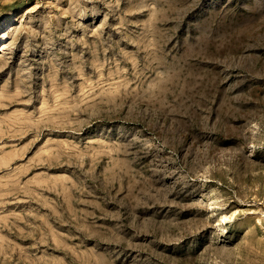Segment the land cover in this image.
I'll return each instance as SVG.
<instances>
[{
	"label": "rangeland",
	"instance_id": "rangeland-1",
	"mask_svg": "<svg viewBox=\"0 0 264 264\" xmlns=\"http://www.w3.org/2000/svg\"><path fill=\"white\" fill-rule=\"evenodd\" d=\"M262 17L264 0H0V264H264Z\"/></svg>",
	"mask_w": 264,
	"mask_h": 264
},
{
	"label": "bare ground",
	"instance_id": "bare-ground-1",
	"mask_svg": "<svg viewBox=\"0 0 264 264\" xmlns=\"http://www.w3.org/2000/svg\"><path fill=\"white\" fill-rule=\"evenodd\" d=\"M259 4H260V3H259ZM175 5H176V4H175ZM237 5H238V4H237ZM254 5H255V4H254ZM261 5H262V4H261ZM261 5H260V7H261ZM177 6H178V5H177ZM179 6H180V5H179ZM181 6H183V5H181ZM187 6H188V5H187ZM189 6H191V5H189ZM241 6H242V5H241ZM175 7H176V6H175ZM185 7H186V6H185ZM224 7H225V6H224ZM262 7H263V6H262ZM179 8H180V7H179ZM182 8H183V7H182ZM233 8H234V7H233ZM231 9H232V8H231ZM238 9H239V8H238ZM250 9H251V7H250ZM255 9H256V8H255ZM257 9H258V8H257ZM261 9H262V8H261ZM180 10H181V9H180ZM184 10H185V9H184ZM184 10H183V11H184ZM189 10H190V9H189ZM162 11H163V10H162ZM183 11H182V12H183ZM185 12H186V11H185ZM231 12H232V11H231ZM231 12H230V13H231ZM242 12H243V11H242ZM246 12L248 13V11H246ZM257 12H261V11H257ZM164 14H165V13H164ZM174 14H175V13H174ZM174 14H173V15H174ZM215 14H216V13H215ZM219 14H220V13H219ZM232 14H233V13H232ZM162 15H163V14H162ZM165 15H167V14H165ZM165 15H164V17H167V16H165ZM181 15H182V14H181ZM188 15H189V14H188ZM188 15H187V16H188ZM235 15H237V14H235ZM245 15H246V14H245ZM247 15H248V14H247ZM247 15H246V16H247ZM256 15H258V14H256ZM178 16H179V15H178ZM210 16H212V15H210ZM227 16H228V15H227ZM240 16H241V15H240ZM251 16H252V15H251ZM218 17H219V16H218ZM218 17H217V18H218ZM231 17H232V16H231ZM231 17H230V18H231ZM247 17H249V16H247ZM247 17H246V18H247ZM167 18L169 19V17H167ZM212 18H213V16H212ZM227 18H228V17H227ZM241 18H242V17H241ZM262 18H264V17H262ZM262 18H261V19H262ZM248 19H249V18H248ZM182 20H183V19H182ZM182 20H181V21H182ZM211 20H212V19H211ZM216 20H217V19H216ZM239 20H240V19H239ZM175 21H176V20H175ZM206 21H208V18H207ZM229 21H230V19H229ZM231 21H232V19H231ZM263 21H264V20H263ZM178 22L180 23V21H178ZM212 23H213V22H212ZM237 23L239 24V22H237ZM241 23H242V22H241ZM250 24H251V23H250ZM250 24H249V25H250ZM252 24H253V23H252ZM262 24H263V23H262ZM172 25H173V23H172ZM176 25H178V24H176ZM229 25H230V23H229ZM229 25H228V26H229ZM231 25L233 26V24H231ZM235 25H236V24H235ZM173 26H174V25H173ZM179 26H180V25H179ZM213 26H214V25H213ZM213 26H211V27H213ZM238 26H239V25H238ZM251 26H252V25H251ZM254 26H255V25H254ZM208 27H209V26H208ZM244 27H245V26H243V28H244ZM178 28H179V27H178ZM206 28H207V27H206ZM243 28L241 27V29H243ZM175 29H176V28H175ZM230 29H231V27H230ZM230 29H229V30H230ZM233 29H234V28H233ZM239 29H240V28H239ZM247 29H248V28H247ZM255 29H256V28H255ZM203 30H204V29H203ZM217 30H218V29H217ZM229 30H227V31H229ZM244 30H245V29H244ZM252 30H253V29H252ZM252 30H251V31H252ZM237 31H238V30H237ZM217 32H218V31H217ZM241 32H243V31H241ZM257 32H258V31H257ZM263 32H264V31H263ZM177 33H178V32H177ZM206 33H208V31H207ZM209 33H210V31H209ZM209 33H208V34H209ZM211 33H212V31H211ZM211 33H210V34H211ZM218 33H220V32H218ZM221 33H224V32L222 31ZM250 33H251V32H250ZM260 33H261V32H260ZM1 34H2V33H1ZM203 34H204V33H203ZM210 34H209V35H210ZM215 34H216V33H215ZM224 34H225V33H224ZM237 34H238V33H237ZM239 34H240V33H239ZM239 34H238V35H239ZM247 34H248V33H247ZM170 35H171V34H170ZM170 35H168V36H170ZM175 35H176V34H175ZM216 35H218V34H216ZM216 35H215V38H216ZM219 35H220V34H219ZM231 35H232V34H231ZM251 35H252V34H251ZM1 36H2V35H1ZM6 36H7V34H4L2 37H0V40H1V39H4ZM171 36H173V35H171ZM203 36H204V35H203ZM213 36H214V35H213ZM223 36H225V35H223ZM245 36H246V35H245ZM173 37H174V36H173ZM177 37H178V36H177ZM206 37L208 38V35H207ZM219 37H220V36H219ZM239 37H240V36H239ZM248 37H249V36H248ZM248 37H247V38H248ZM263 37H264V36H263ZM170 38H171V37H170ZM196 38H197V36H196ZM203 38H204V37H203ZM220 38H221V37H220ZM249 38H250V37H249ZM168 39H169V37H168ZM176 39H177V38H176ZM176 39H175V40H176ZM190 39H191V38H190ZM193 39H194V38H193ZM225 39H226V37H225ZM225 39H223V41H224ZM251 39H252V38H251ZM254 39H255V38H254ZM256 39H257V38H256ZM147 40H148V39H147ZM151 40H152V39H151ZM151 40H150V41H151ZM150 41H149V42H150ZM152 41H153V40H152ZM185 41H188V40L186 39ZM190 41H191V40H190ZM221 41H222V40H221ZM247 41H248V39H247ZM147 42H148V41H147ZM149 42H148V43H149ZM219 42H220V39H219ZM243 42H244V41H243ZM175 43H176V42H175ZM177 43H178V42H177ZM228 43H229V42H228ZM237 43H238V42H237ZM244 43H246V41H245ZM193 44H194V43H193ZM193 44H192V45H193ZM219 44H220V43H219ZM226 44H227V43H226ZM255 44H256V42H255ZM255 44H253V45H255ZM257 44H258V43H257ZM260 44H261V43H260ZM260 44H259V46H260ZM237 45H238V44H237ZM148 46H149V45H148ZM175 46H176V45H175ZM180 46H181V45H180ZM202 46H203V45H202ZM215 46H217V45H215ZM229 46H230V45H229ZM232 46H233V44H232ZM238 46H239V45H238ZM256 46H258V45H256ZM263 46H264V45H263ZM203 47H204V46H203ZM226 47H228V46H226ZM233 47H235V46H233ZM252 47H253V46H252ZM179 48H180V47H179ZM205 48H206V47H205ZM221 48H223V46H221ZM230 48H231V47H230ZM230 48H229V49H230ZM211 49H212V48H211ZM215 49H216V48H215ZM217 49L219 50V48H217ZM227 49H228V48H227ZM237 49H238V48H237ZM250 49H251V48H250ZM246 50H247V49H246ZM203 51L205 52V50H203ZM216 51H217V50H216ZM233 51H234V50H233ZM252 51H253V50H252ZM154 52H155V51H154ZM169 52H170V51H169ZM188 52H189V51H188ZM212 52L215 53V51H212ZM218 52H220V51H218ZM229 53H230V52H229ZM251 53H252V52H251ZM198 54H199V53H198ZM206 54H207V53H206ZM233 54H234V53H233ZM193 55H194V54H193ZM193 55H192V56H193ZM196 55H197V54H196ZM204 55H205V54H204ZM244 55H245V54H244ZM252 55H253V54H252ZM258 55H259V53H258ZM258 55H257V56H258ZM188 56H190V55H188ZM209 56H210V55H209ZM209 56H208V57H209ZM234 56H235V55H234ZM255 56H256V54H255ZM200 57H201V56H200ZM211 57H212V56H211ZM221 57H222V56H221ZM236 57H237V56H236ZM245 57H246V56H245ZM253 57H254V55L252 56V58H253ZM214 58L216 59V57H214ZM188 59H189V58H188ZM196 59H197V58H195L194 60H196ZM245 59H246V58H245ZM262 59H263V58H262ZM186 60H187V59H186ZM198 60H199V59H198ZM198 60H197V61H198ZM241 60H242V59H241ZM226 61H227V60H226ZM206 62H207V61H206ZM202 63H204V62H202ZM248 64H249V63H248ZM253 64H255V63H253ZM196 65H197V64H196ZM215 65H216V64H215ZM211 66H212V65H211ZM249 66H250V65H249ZM251 66H252V63H251ZM251 66H250V68H251ZM254 66H255V65H254ZM205 67H206V66H205ZM222 67H224V66H222ZM203 68H204V67H203ZM217 68H218V67H217ZM250 68H249V69H250ZM211 69H212V68H211ZM244 69H245V68H244ZM178 70H179V69H178ZM213 70H214V68L212 69V71H213ZM240 70H241V69H240ZM156 71H157V70H156ZM174 71H175V70H174ZM209 71H211V70H209ZM215 71H216V70H215ZM217 71H218V69H217ZM233 71H234V70H233ZM246 71H247V70H246ZM249 71H251V70H249ZM258 71H260V70H258ZM258 71H257V72H258ZM159 72H160V71H159ZM203 72H204V71H203ZM213 72H214V71H213ZM221 72H222V71H221ZM240 72H241V71H240ZM160 73H162V72H160ZM163 73H164V71H163ZM166 73L168 74L169 72L167 71ZM178 73H179V72H178ZM214 73H215V72H214ZM225 73H226V71H225ZM189 74H190V73H189ZM232 74H233V73H232ZM253 74H254V73H253ZM253 74H252V75H253ZM261 74H262V72H261ZM162 75H163V74H162ZM169 75H170V73L168 74V76H169ZM178 75H179V74H178ZM193 75H194V74H193ZM201 75H202V74H201ZM219 75H220V74H219ZM171 76H172V75H171ZM198 76H199V75H198ZM198 76H197V77H198ZM206 76H207V75H206ZM211 76H212V75H211ZM211 76H210V77H211ZM217 76H218V75H217ZM231 76H232V75H231ZM246 76H247V75H246ZM263 76H264V75H263ZM155 77H156V76H155ZM158 77H159V76H158ZM169 77H170V76H169ZM169 77L167 78V76H166V79H169ZM194 77H195V76H194ZM202 77H203V75H202ZM250 77H252V76H250ZM98 78H99V77H98ZM98 78H97V79H98ZM164 78H165V77H164ZM172 78H173V77H172ZM221 78H222V77H221ZM247 78H248V77H247ZM256 78H257V77H256ZM258 78H259V77H258ZM162 79H163V77H162ZM194 79H196V77H195ZM200 79H202V78L200 77ZM206 79L208 80L209 78H206ZM229 79H230V78H229ZM229 79H228V80H229ZM244 79H246V78H244ZM153 80L155 81L156 79L153 78ZM170 80H171V79H170ZM214 80H215V79H214ZM230 80H231V79H230ZM96 81L98 82V80H96ZM163 81L165 82V79H164ZM183 81H184V80H183ZM195 81H197V79H196ZM212 81H213V79H212ZM212 81H211V82H212ZM244 81H245V80H244ZM244 81H243V82H244ZM198 82H199V81H198ZM219 82H220V81H219ZM243 82H242V83H243ZM160 83H161V82H159V84H160ZM182 83H183V82H182ZM204 83H205V82H204ZM220 83H222V81H221ZM239 83H240V82H239ZM154 84H155V82H154ZM194 84H195V83H194ZM206 84H207V83H206ZM156 85H158V83H157ZM160 85H161V84H160ZM191 85H192V84H191ZM248 85H249V84H248ZM163 86H164V85H163ZM180 86H181V85H180ZM183 86H185V85H183ZM194 86H195V85H194ZM230 86H231V84H230ZM240 86H242V85H240ZM125 87H126V86H125ZM157 87H159V86H157ZM166 87H169V86L167 85V86H165L164 88H166ZM185 87H186V86H185ZM185 87H183V88H185ZM191 87H193V86H191ZM191 87H189L190 91H192L191 89H193V88H191ZM224 87H225V86H224ZM234 87H235V86H234ZM242 87H243V86H242ZM242 87H240V88H242ZM160 88H162V86H160ZM160 88H159V89H160ZM181 88H182V87H181ZM187 88H188V87H187ZM214 88H215V87H214ZM69 89H70V88H69ZM229 89H230V88H229ZM18 90H19V89L14 90V91H16L15 93H14V91L11 92L12 95H13V93H14L15 95H13V96L11 95V98L8 99V100L6 101V103H4V104H15V102H17V101L20 99V92H19ZM78 90H79V89H78ZM83 90H84V89H82V91H83ZM160 90L163 91V88L160 89ZM165 90H166V89H165ZM170 90H173V89H170ZM197 90H198V89H197ZM225 90H226V89H225ZM240 90H241V89H240ZM67 91H68V89H67ZM69 91H70V90H69ZM180 91H182V90H180ZM200 91H201V90H200ZM242 91H244V90L242 89ZM78 92H79V91H78ZM80 92H81V91H80ZM80 92H79V93H80ZM178 92H179V90H178ZM193 92H195V91H193ZM232 92H233V91H232ZM68 93H69V92H66L65 94H68ZM84 93H85V92H84ZM84 93L82 92L81 97L83 96ZM96 93H97V92H96ZM96 93L94 94V96H97ZM125 93H126V92H125ZM176 93H177V92H176ZM182 93H183V92H182ZM196 93H197V92H196ZM199 93H200V92H198L197 94L199 95ZM205 93H206V92H205ZM216 93H217V92H216ZM240 93H241V92H240ZM243 93H244V92H243ZM9 94H10V93H9ZM71 94H72V93H71ZM179 94H180V93H177V95H179ZM190 94H191V93H190ZM202 94H203V93H202ZM77 95L79 96V94H77ZM77 95H76V96H77ZM125 95H127V94H125ZM186 95H188V94L186 93ZM215 95H216V94H215ZM248 95H249V94H248ZM6 96H7V98L10 97L9 95H6ZM6 96L3 94V95H2V98H3V97L5 98ZM8 96H9V97H8ZM64 96H65V95H64ZM76 96H75V97H76ZM192 96H194V95L192 94ZM201 96H202V95H201ZM223 96H224V94H223ZM0 97H1V96H0ZM70 97H71V95H70ZM75 97H74V98H75ZM83 97H84V96H83ZM175 97H176V95H175ZM208 97H209V96H208ZM212 97H213V96H212ZM241 97H242V96H241ZM244 97H245V96H244ZM249 97H251V96H249ZM67 98H69V96L66 97V99H67ZM160 98H161V97H160ZM165 98H166V97H165ZM184 98H185V97H184ZM189 98H190V97H189ZM205 98H206V97H205ZM228 98H229V97H228ZM233 98H234V97H233ZM239 98H240V97H239ZM0 99H1V98H0ZM75 99H76V98H75ZM79 99H81V98H79ZM84 99H85L84 101H86L87 98H84ZM158 99H159V98H158ZM172 99H173V98H172ZM176 99H177V98H176ZM190 99H191V98H190ZM192 99H193V98H192ZM192 99H191V100H192ZM199 99H200V98H199ZM222 99H223V98H222ZM240 99H241V98H240ZM72 100H73V99H72ZM163 100H164V99H163ZM186 100H187V99H186ZM200 100L202 101V99H200ZM209 100H210V99H209ZM215 100H216V99H215ZM215 100H213V101H215ZM223 100H224V99H223ZM80 101H82V99H81ZM80 101H79V103L81 104ZM84 101H82V102L84 103ZM201 101H200V102H201ZM207 101H208V100H207ZM213 101H211V102H213ZM228 101H229V100H228ZM237 101H238V100H237ZM247 101H248V100H247ZM1 102H3V101H1ZM63 102H64V101H63ZM76 102H77V101H76ZM168 102L170 103V101H168ZM176 102H177V101H176ZM179 102H180V101H179ZM225 102H226V101H225ZM225 102H224V103H225ZM229 102H230V101H229ZM254 102H255V101H254ZM66 103H68V102L66 101ZM79 103H77V105H78ZM126 103H127V102H126ZM163 103H164V102H163ZM163 103H162V104H163ZM171 103H172V102H171ZM183 103H184V102L182 101V104H183ZM187 103H188V102H187ZM196 103H197V102H196ZM70 104H72V106L74 107L73 103H69V106H70ZM165 104H166V103H165ZM165 104H164V105H165ZM189 104H190V103H189ZM199 104H200V103H199ZM220 104H221V103H220ZM239 104H240V103H239ZM259 104H260V103H259ZM47 105H49V104H47ZM173 105H174V104H173ZM204 105H206V104H204ZM221 105H222V104H221ZM228 105H229V104H228ZM228 105H226V107H227ZM237 105H238V104H237ZM52 106H55V105H52ZM52 106H50V110L53 108ZM69 106H68V109L72 108V107H69ZM175 106H176V105H175ZM175 106H174V107H175ZM201 106H202V105H201ZM216 106H217V105H216ZM218 106H219V105H218ZM51 107H52V108H51ZM64 107H65V106H64ZM75 107H77V106H75ZM78 107H79V106H78ZM80 107H81V106H80ZM130 107H131V105H130ZM150 107H151V106H150ZM153 107H154V106H153ZM193 107H194V106H193ZM205 107H206V106H205ZM44 108H45V107H44ZM65 108H66V107H65ZM65 108H64V110H65ZM142 108H143V107H142ZM175 108H176V107H175ZM207 108H208V107H207ZM234 108H235V107H234ZM243 108H244V107H243ZM46 109H48V111H49V108H48V107H46ZM53 109H54V108H53ZM53 109H52L51 111H53ZM61 109H62V112H64V111H63V106H62ZM72 109H73V108H72ZM76 109H77V108H76ZM80 109H82V108H80ZM126 109L128 110V108H126ZM132 109H133V108H132ZM188 109H189V108H188ZM188 109H187V110H188ZM193 109H194V108H193ZM218 109H219V107H218ZM228 109H229V108H228ZM232 109H233V108H232ZM232 109H231V110H232ZM237 109H238V108H237ZM237 109H236V110H237ZM54 110H55V109H54ZM144 110H145V109H144ZM148 110H149V109H148ZM167 110H169V109H167ZM176 110H177V108H176ZM178 110L180 111L179 107H178ZM195 110H196V109H195ZM198 110H199V109H198ZM198 110H197V111H198ZM208 110H209V109H208ZM238 110H239V109H238ZM43 111H44V109H42V112H43ZM51 111H50V112H51ZM60 111H61V110H60ZM70 111H71V110H69V112H70ZM74 111H75V108H74ZM42 112H41V113H42ZM45 112H46V110H45ZM62 112H60L61 114H59V115H62V116H61L62 118H63V114H64V115L68 114V113H66V112H68V111H66V112H64V113H62ZM139 112H141V111H139ZM145 112H146V111H145ZM147 112H148V111H147ZM166 112H167V111H166ZM166 112H165V113H166ZM185 112H186V111H185ZM187 112H188V111H187ZM187 112H186V113H187ZM206 112H207V111H206ZM211 112H213V111H211ZM217 112H218V110L215 111V113H217ZM229 112H230V111H229ZM238 112H239V111H238ZM43 113H44V112H43ZM46 113H47V112H46ZM46 113H45V114H46ZM58 113H59V112H58ZM65 113H66V114H65ZM77 113H78V112H77ZM153 113H154V112H153ZM179 113H181V112H179ZM215 113H214V114H215ZM219 113H220V112H219ZM52 114H53V113H52ZM52 114L50 115V113H49V114H47V115H48V117L50 118V116L53 117ZM75 114H76V111H75ZM128 114H129V113H128ZM130 114H131V113H130ZM139 114H140V113H139ZM141 114H142V113H141ZM148 114H149V113H148ZM154 114H156V113H154ZM166 114H168V113H166ZM182 114L184 115V113H182ZM201 114H202V112L200 113V115H201ZM227 114H228V113H227ZM239 114H240V112H239ZM42 115L45 116L44 114H42ZM53 115H54V114H53ZM68 115H69V114H68ZM132 115H133V114H132ZM143 115H144V114H143ZM158 115H160V114H158ZM161 115H162V114H161ZM177 115H178V114H177ZM189 115H190V114H189ZM212 115H213V114H212ZM224 115H226V114L224 113ZM230 115H231V114H230ZM232 115H233V114H232ZM30 116H31V115H30ZM134 116L136 117V115H134ZM226 116H227V115H226ZM226 116H225V117H226ZM236 116H237V115H236ZM14 117H16V116H14ZM34 117H35V116H34ZM34 117H33V118H34ZM128 117H129V116H128ZM187 117H188V116H187ZM192 117H193V116H192ZM199 117H200V116H199ZM199 117H198V118H199ZM203 117H204V115H203ZM205 117H206V116H205ZM214 117H215V116H214ZM217 117H218V116H217ZM222 117H223V116H222ZM232 117H233V116H232ZM16 118H17V117H16ZM18 118H19V116H18ZM65 118H67V115L65 116ZM148 118H149V117H148ZM156 118H158V117H156ZM170 118H171V117H170ZM177 118H179V117L177 116ZM185 118H186V117H185ZM188 118H189V117H188ZM20 119H21V118H20ZM24 119H26V118H24ZM24 119H23V120L21 119V121H26V120H24ZM28 119H30V117L27 118V120H28ZM143 119H144V117H143ZM180 119H181V118H180ZM220 119H221V116H220ZM236 119H237V117H236ZM16 120L18 121L19 119H16ZM16 120H14V121L16 122ZM43 120H44V119H43ZM132 120H133V119H132ZM135 120H136V119H135ZM144 120H145V119H144ZM150 120H151V119H150ZM154 120H155V119H154ZM201 120H202V119H201ZM223 120H225V119H223ZM223 120H222V121H223ZM254 120H255V119H254ZM19 121H20V120H19ZM28 121H29V120H28ZM31 121H32V120H31ZM31 121H30V123H31ZM35 121H36V120H35ZM47 121H49V119H48ZM136 121H137V120H136ZM156 121H157V120H156ZM179 121H180V120H179ZM183 121H184V119H183ZM219 121H220V120H219ZM228 121H229V120H228ZM257 121H259V120H257ZM36 122H37V121H36ZM38 122H39V121H38ZM145 122H147V119H146ZM148 122H149V121H148ZM158 122H159V120H158ZM158 122H157V123H158ZM169 122H170V121H169ZM171 122H172V121H171ZM173 122H175V121H173ZM177 122H178V121H177ZM201 122H202V121H201ZM210 122H211V121H210ZM232 122H233V121H232ZM249 122H250V121H248V123H249ZM252 122H253V121H252ZM255 122H256V121H255ZM0 123H1V122H0ZM13 123H14V122H13ZM166 123H168V122H166ZM166 123H165V124H166ZM180 123H181V122H180ZM218 123H219V122H218ZM15 124H16V123H15ZM15 124H14V125H15ZM33 124H34V122H33ZM37 124H38V123H36V124H34V125H37ZM149 124L151 125V123H149ZM155 124H156V123H155ZM158 124H159V123H158ZM174 124H175V123H174ZM246 124H247V123H246ZM26 125H27V124H26ZM156 125H157V124H156ZM156 125H155V126H156ZM176 125L178 126V123H177ZM180 125H181V124H180ZM230 125H231V124H230ZM10 126L12 127V125H10ZM18 126H20V125H18ZM28 126H29V125H28ZM165 126H166V125H165ZM217 126H219V125H217ZM232 126H233V124H232ZM26 127H27V126H25V128H26ZM149 127H150V126H149ZM199 127H200V122H198V120L196 121V120L193 119V120H186V121H184L183 125H181V128L179 127V128H180L179 131H181V135H180V136H182V139H183V140H182V142H183L182 145H184V143H186V141H187V139L189 138V136L193 135V133H194L195 131H197V129H198ZM215 127H216V126H215ZM219 127H220V126H219ZM254 127H255V126H254ZM23 128H24V127H23ZM23 128H21L20 130H23ZM173 128H174V127H173ZM223 128H224V127H223ZM233 128H234V126H233ZM235 128H236V127H235ZM255 128H256V127H255ZM14 129H15V127H14ZM158 129H160V128L158 127ZM164 129H165V128H164ZM214 129H215V128H214ZM238 129H239V128H238ZM18 130H19V129H18ZM18 130H17V131H18ZM20 130H19V132H20ZM252 130H253V129H252ZM14 131H15V130H14ZM17 131H16V132H17ZM217 131H218V130H217ZM161 132H162V131H161ZM163 132H164V131H163ZM251 132H252V131H251ZM254 132H255V131H254ZM172 133H173V131H172ZM172 133H171V134H172ZM196 133H197V132H196ZM196 133H195V134H196ZM213 133H214V132H213ZM219 133H221V132H219ZM238 133H239V132H238ZM255 133H256V132H255ZM178 134H180V133L178 132ZM215 134H216V133H215ZM158 135H159V133H158ZM210 135H211V134H210ZM237 135H239V134H237ZM166 136H167V135H166ZM168 136H169V135H168ZM196 136H197V135H196ZM199 136H200V135H199ZM230 136H231V135H230ZM158 137H159V136H158ZM162 137H163V135H162ZM175 137H176V136H175ZM160 138H161V137H160ZM177 138H178V137H177ZM193 138H194V137H193ZM210 138H212V137H210ZM237 138H238V137H237ZM252 138H253V137H252ZM169 139H170V138H169ZM195 139H196V138H195ZM175 140H176V139H175ZM213 140H214V139H213ZM213 140H212V141H213ZM230 140H232V139H230ZM235 140H236V139H235ZM250 140H252V139H250ZM169 141H170V140H169ZM179 141H180V139H179ZM179 141H178V142H179ZM212 141H211V142H212ZM131 142H132V141H131ZM173 142H174V141H173ZM198 142H199V141H198ZM215 142H216V141H215ZM233 142H234V141H233ZM133 143H134V142H133ZM174 143H175V142H174ZM179 143H180V145H181V142H179ZM191 143H192V141H191ZM191 143H190V144H191ZM213 143H214V142H213ZM244 143H245V142H244ZM253 143H254V142H253ZM124 144H125V143H124ZM128 144H129V143H128ZM176 144H177V143H176ZM204 144H205V142H204ZM125 145H126V147L128 146L127 144H125ZM132 145H133V144H132ZM134 145H135V144H134ZM193 145H194V144H193ZM240 145H241V143H240ZM242 145H243V144H242ZM248 145H249V144H248ZM130 146H131V145H130ZM175 146H176V145H175ZM184 146H185V145H184ZM198 146H199V145H198ZM211 146H212V145H211ZM202 147H203V146H202ZM242 147H243V146L239 147L240 150L238 149V150L240 151L241 154H242L241 151H242V149H243ZM124 148H125V147H124ZM129 148H130V147H129ZM129 148H127V152H128V149H129ZM176 148H177V147H176ZM176 148H175V150H176ZM191 148H192V147H191ZM241 148H242V149H241ZM125 149H126V148H125ZM135 149H136V148H135ZM135 149H133V150H135ZM220 149H222V148H220ZM223 149H224V148H223ZM228 149H229V148H228ZM93 150H94V149H93ZM118 150H120V149H118ZM130 150H131V149H130ZM179 150H180V149H179ZM183 150H184V149H183ZM225 150H226V149H225ZM243 150H245V149H243ZM250 150H251V149H250ZM142 151H143V150H142ZM176 151H177V150H176ZM191 151H192V150H191ZM196 151H197V150H196ZM207 151H208V150H207ZM207 151H206V152H207ZM239 151H238V152H239ZM90 152H92V151H90ZM90 152H89V153H90ZM95 152H97V151H95ZM113 152H114V151H113ZM221 152H222V151H221ZM249 152H250V151H249ZM251 152H252V151H251ZM253 152H254V151H253ZM15 153H16V152H15ZM105 153H106V152H105ZM124 153H126V152H124ZM174 153H175V152H174ZM197 153H198V152H197ZM201 153H202V152H201ZM219 153H220V152H219ZM240 153H239V154H240ZM87 154H88V153H87ZM91 154H92V153H91ZM133 154H134V153H133ZM143 154H144V152H143ZM143 154H141V155H143ZM147 154H148V153H147ZM194 154H195V153H194ZM207 154H208V153H207ZM207 154H206V155H207ZM222 154H224V153H222ZM251 154H252V153H251ZM251 154H250V155H251ZM17 155H18V154H17ZM110 155H111V154H110ZM134 155H135V154H134ZM138 155H140V154H138ZM187 155H189V154H187ZM191 155H192V154H191ZM248 155H249V154H248ZM90 156H91V155H90ZM111 156H113V155H111ZM174 156H175V155H174ZM184 156H185V155H184ZM223 156H225V155H223ZM118 157H120V156H118ZM122 157H123V156H122ZM122 157H121V158H122ZM133 157H134V156H133ZM190 157H191V156H190ZM201 157H202V155H201ZM220 157H221V156H220ZM230 157H231V156L229 155L228 158H230ZM112 158H113V157H111V159H112ZM136 158H137V155H136ZM139 158H140V157H139ZM186 158H187V157H186ZM203 158H204V157H203ZM0 159H1V157H0ZM109 159H110V158H109ZM109 159H107V160H109ZM196 159H197V158H196ZM222 159H223V158H222ZM1 160H3V158H2ZM120 160H121V159H120ZM123 160H124V159H123ZM128 160H129V159H127V160L125 159V161H128ZM131 160L134 161L133 158H131ZM139 160H140V159H139ZM186 160H187V159H185V161H186ZM191 160H192V159H191ZM211 160H212V159H211ZM229 160H230V159H229ZM231 160H232V159H231ZM3 161H4V160H3ZM3 161H2V162H3ZM116 161H119V160H116ZM125 161H124V165L127 163V162L125 163ZM182 161H183V160H182ZM182 161H181V162H182ZM193 161H194V160H193ZM193 161H192V162H193ZM204 161H205V160H204ZM83 162H84V161H83ZM155 162H156V161H155ZM195 162H196V161H195ZM195 162H194V163H195ZM209 162H210V161H209ZM217 162H218V161H217ZM90 163H91V162H90ZM189 163H190V162H189ZM198 163H199V162H198ZM200 163H201V162H200ZM215 163H216V162H215ZM0 164H1V163H0ZM114 164H117V163L115 162ZM114 164H113V166H114ZM148 164H149V163H148ZM191 164H192V163H191ZM202 164H203V163H202ZM206 164H208V163H206ZM212 164H213V162H212ZM212 164H211V165H212ZM80 165H83V164L81 163ZM127 165H128V164H127ZM188 165H189V164H188ZM198 165H200V164H198ZM237 165H238V166H241V163H237ZM149 166H150V165H149ZM185 166H186V165H185ZM200 166H201V165H200ZM200 166H199V167H200ZM209 166H210V165H209ZM214 166H215V165H214ZM110 167H112V166H110ZM194 167H195V166H194ZM197 167H198V166H197ZM206 167H207V166H206ZM227 167H228V165H227ZM126 168H127V167H126ZM129 168H130V167H129ZM150 168H152V167H150ZM207 168H208V167H207ZM213 168H214V167H213ZM210 169H211V168H210ZM121 170H122V169H121ZM125 170H126V169H124V171H125ZM154 170H155V169H154ZM167 170H168V169H167ZM196 170H197V168H196ZM196 170H195V171H196ZM203 170H205V169H203ZM203 170H202V171H203ZM90 171H91V169H90ZM151 171H152V170H151ZM199 171H200V170H199ZM160 172L162 173V171H160ZM160 172H159V173H160ZM164 172H165V171H164ZM200 172H201V171H200ZM203 172H204V171H203ZM205 172H207V171H205ZM208 172H210V170H209ZM113 173H114V172H113ZM140 173H141V172H140ZM159 173H158V175H159ZM165 173H166V172H165ZM201 173H202V172H201ZM201 173H200V174H201ZM150 174H151V173H150ZM194 174H195V173H194ZM152 175H153V174H152ZM181 175H182V174H181ZM204 175H205V174H204ZM208 175H209V174H208ZM208 175H207V176H208ZM111 176H113V175H111ZM114 176H115V175H114ZM154 176H155V174H154ZM165 176H167V175H165ZM198 176H200V175H198ZM0 177H2V176H0ZM134 177H135V176H134ZM152 177H153V176H152ZM152 177H151V178H152ZM155 177H156V176H155ZM205 177H206V176H205ZM2 178H3V177H2ZM196 178H197V177H196ZM208 178H209V177H208ZM85 179H86V178H85ZM113 179H115V178H113ZM144 179H145V178H144ZM204 179H205V178H204ZM211 179H212V178H211ZM213 179H214V178H213ZM135 180H137V179H135ZM142 180H143V179H142ZM157 180H158V179H157ZM180 180H181V179H180ZM215 180H216V179H215ZM5 181H6V180H5ZM164 181H166V180H164ZM186 181H187V180H186ZM137 182H138V180H137ZM160 182H161V181H160ZM188 182H189V181H188ZM192 182H193V181H192ZM44 183H45V182H44ZM72 183H73V182H72ZM133 183H135V182H133ZM155 183H157V182H155ZM158 183H159V182H158ZM180 183H181V182H180ZM183 183H184V182H183ZM95 184H96V183H95ZM184 184H185V183H184ZM201 184H202V183H201ZM201 184H200V185H201ZM126 185H127V184H126ZM150 185H151V184H149L148 186H150ZM156 185H157V184H156ZM158 185H159V184H158ZM197 185H198V184H197ZM197 185H196V187H197ZM127 186H129V183H128ZM130 186H131V185H130ZM152 186H153V185H152ZM194 186H195V185H194ZM10 187H11V186H10ZM84 187H85V186H84ZM185 187H186V184H185ZM126 188H128V187H126ZM133 188H134V187H133ZM154 188H155V186H154ZM163 188H164V187H163ZM165 188H166V187H165ZM115 189H116V188H115ZM130 189H131L130 192H132V187H131ZM141 189H142V187H141ZM141 189H140V190H141ZM144 189H145V188H144ZM144 189H143V190H144ZM152 189H153V188H152ZM183 189H184V188H183ZM186 189H187V187H186ZM192 189H194V188H192ZM196 189H197V188H196ZM143 190H142L141 192H143ZM157 190H158V192L160 191L159 188H158ZM180 190H181V189H180ZM180 190H179V191H180ZM126 191H127V189H126ZM151 191H152V190H151ZM182 191H184V190H182ZM127 192H128V191H127ZM139 192H140V191H139ZM146 192H147V191H146ZM148 192H149V191H148ZM160 193H161V192H160ZM105 194H106V193H105ZM122 194H125V193H122ZM143 194H144V193H143ZM149 194H150V193H149ZM152 194H153V193H152ZM152 194H151V197L153 198ZM156 194H157V193H156ZM162 194H165V193H162ZM183 194H184V193H183ZM106 195H107V194H106ZM131 195H132V193H131ZM144 195H145V194H144ZM135 196H136V194L134 195V197H135ZM138 196H140V195H138ZM141 196H142V195H141ZM147 196H148V195H147ZM154 196H155V194H154ZM163 196H165V195H163ZM110 197H111V194H110ZM134 197H133V198H134ZM143 197H144V196H143ZM172 197H174V196H172ZM172 197H171V198H172ZM185 197H186V196L184 195V198H185ZM190 197H193V196L190 195ZM133 198H132V199H133ZM145 198H146V197H145ZM179 198H180V197H179ZM196 198H197V197H195V199H196ZM107 199H108V198H107ZM114 199H115V198H114ZM135 199H136V198H135ZM142 199H143V198H142ZM147 199H148V198H147ZM172 199H173V198H172ZM111 200H112V199H111ZM130 200H131V199H130ZM130 200H129V201H130ZM153 200H154V199H153ZM159 200H160V198H159ZM165 200H167V199L165 198ZM170 200H171V199H170ZM112 201H113V200H112ZM135 201H136V200H135ZM145 201H147V200L145 199ZM151 201H152V200H151ZM157 201H158V200H157ZM171 201H174V199L171 200ZM185 201H186V200H185ZM191 201H193V200H191ZM137 202H139V201H137ZM147 202H148V201H147ZM147 202H146V203H147ZM158 202H159V201H158ZM160 202H161V201H160ZM140 203H141V202H140ZM144 203H145V202H144ZM165 203H166V202H165ZM172 203H173V202H172ZM182 203H183V204H182ZM187 203H188V202H187ZM193 203H194V202H193ZM122 204H123V203H122ZM134 204H135V203H134ZM147 204H148V203H147ZM154 204H155V203H154ZM160 204H161V203H160ZM181 204H182V208H185V210L182 209V210H183V213H185V211H186V209H187V205H186V203L184 202V199H183V202H181ZM189 204H190V202H189ZM194 204H195V203H194ZM109 205H110V204H109ZM111 205H113V204H111ZM131 205H132V204H130V206H131ZM140 205H142V204H140ZM123 206H124V205H123ZM133 206H134V205H133ZM138 206H139V205H138ZM110 207H111V206H110ZM127 207H128V206H127ZM143 207H144V206H143ZM148 207H149V206H148ZM189 207H191V206H189ZM189 207H188V208H189ZM195 207H196V205H195ZM197 207H198V206H197ZM117 208H118V207H117ZM119 208H120V207H119ZM199 208H201V207H199ZM123 209H124V208H123ZM144 209H145V208H144ZM127 210H128V209H127ZM131 210H132V209H131ZM134 210H135V209H134ZM200 210H201V209H200ZM207 210H208V209H207ZM119 211H120V209H119ZM135 211H136V210H135ZM142 211H143V208H142ZM144 211H145V210H144ZM114 212H115V211H114ZM120 212H121V211H120ZM199 212H200V211H199ZM135 213H136V212H135ZM119 214L122 215L121 213H119ZM119 214H117V215L119 216ZM143 214H145V213H143ZM207 214H208V213H206L205 215H207ZM115 215H116V214H115ZM123 215H124V213H123ZM125 215H126V214H125ZM188 216H190V215H188ZM195 216L197 217V215H195ZM119 217H120V216H119ZM206 217H207V216H206ZM43 218H44V217H43ZM94 218H95V217H94ZM207 218H208V217H207ZM144 219H145V218H144ZM146 219H148V218H146ZM146 219L143 220V222L146 221ZM186 219H187V218H186ZM121 220H122V219H121ZM128 221H129V220H128ZM148 221H149V220H148ZM49 222H50V221H49ZM136 222H137V221H136ZM192 222H193V221H192ZM192 222H191V223H192ZM201 222H202V221H201ZM202 223L204 224V222H202ZM51 224H52V223H51ZM141 224H142V223H141ZM198 224H199V223H198ZM129 225H130V224H129ZM129 225H128V226H129ZM147 225H148V223H147ZM130 226H132V224H131ZM195 226H196V225H195ZM203 226H204V225H203ZM50 227H51V226H50ZM134 227H135V226H134ZM139 227H140V226H139ZM142 227H146V225L144 224ZM148 227H149V225H148ZM148 227H147V228H148ZM193 227H194V226H193ZM122 228H123V226H122ZM158 228H159V227H158ZM160 228L162 229V227H160ZM165 228H167V227H165ZM184 228H185V226H184ZM195 228H196V227H195ZM51 229H52V228H51ZM51 229L49 228L50 232H51ZM111 229H112V228H111ZM111 229H110V230H111ZM137 229H138V228H137ZM141 229H142V228H141ZM143 229H144V228H143ZM187 229H188V228H187ZM189 229H190V228H189ZM191 229H192V228H191ZM191 229H190V230H191ZM203 229H204V228H203ZM93 230H94V229H93ZM98 230H99V229H98ZM112 230H113V229H112ZM139 230H140V229H139ZM147 230H148V229H147ZM184 230H185V229H184ZM198 230H199V228H198ZM200 230H201V229H200ZM87 231H88V230H87ZM113 231H115V230H113ZM127 231H128V230H127ZM130 231H131V230H130ZM140 231H141V230H140ZM158 231H159V230H158ZM187 231H188V230H187ZM192 231H193V230H192ZM93 232H94V231H93ZM96 232H97V231H96ZM116 232H117V231H116ZM132 232H133V231H132ZM189 232H191V231H189ZM123 233H126V231L123 230L121 234H123ZM161 233H162V231H161ZM119 234H120V233H119ZM135 234H136V233H135ZM135 234H134V235H135ZM147 234H148V232H147ZM112 235H113V232H112ZM131 235H132V234H131ZM142 235H144V234H142ZM184 235H185V234H184ZM186 235H188V234H186ZM114 236H115V234H114ZM114 236H112V237H114ZM135 236H136V235H135ZM137 236H138V235H137ZM116 237H117V236H115L114 238H116ZM130 237H132V236H130ZM114 238H111V237H110V239H114ZM136 238H137V237H136ZM110 239H109V240H110ZM141 239H142V238H141ZM144 239H145V238H144ZM146 239H148V238H146ZM115 240H117V239H115ZM110 241H111V240H110ZM119 241H120V239H119ZM133 241H134V240H133ZM94 242H95V241H94ZM128 243H129V242H128ZM133 243H134V242H133ZM114 244H115V243H114ZM129 245H130V244H129ZM129 245H128V246H129ZM135 245H137V244H135ZM115 246H116V245H115ZM122 246H123V244H122ZM132 247H133V246H132ZM93 248H94V247H93ZM126 248H127V246H126ZM126 248H125V249H126ZM133 248H134V247H133ZM123 250H124V249H123ZM125 252H126V250H125ZM100 261H101V260H100ZM208 262H209V261H208ZM165 263H166V262H165ZM185 263H186V262H185ZM185 263H182V264H185ZM188 263H189V264H195V262H188ZM97 264H99V262H98Z\"/></svg>",
	"mask_w": 264,
	"mask_h": 264
}]
</instances>
